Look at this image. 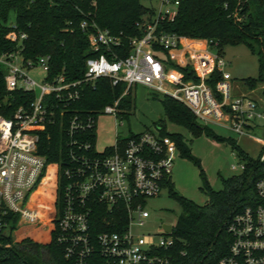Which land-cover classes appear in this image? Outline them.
<instances>
[{"label":"built area","instance_id":"obj_1","mask_svg":"<svg viewBox=\"0 0 264 264\" xmlns=\"http://www.w3.org/2000/svg\"><path fill=\"white\" fill-rule=\"evenodd\" d=\"M55 1L70 6L77 16L67 23L65 32H82L96 55L87 60L85 76L78 81H69L64 74L50 77L51 57L26 60L21 46L29 35L16 24L9 25L8 38L17 49L0 56V65L7 70V90L34 92L36 99L28 107H19L12 118L0 115V234L8 229L9 217L18 216L20 227L33 225L49 231L57 223V245L75 264H169L164 251L175 244L176 226L169 233L163 225L158 243L134 230L151 218L146 209L148 199L159 196L172 180L178 145L161 131L145 132L124 140L117 137L113 147L99 153L96 143L87 138L96 132L97 116L118 117L121 102L138 85L180 102L202 124L220 126L240 136L252 137L250 132L264 120V112L251 99L232 97L231 76L224 72L226 63L216 42H189L158 31L161 24L175 20L182 0H161L160 11L140 26L144 35L130 40V53L124 57L120 54L125 47L122 38L96 21L97 0H52V5ZM171 6L175 10H170ZM163 52L169 53L171 62L193 67L200 81L186 82ZM178 52L185 65L178 63ZM36 68L46 73L42 86L28 76L27 71ZM214 71L222 74L215 90L208 84ZM100 79L112 81L114 87L126 85L125 93L98 114L70 113ZM57 122L67 124L69 141L60 174L58 217L47 221L30 200L47 164L39 153L42 133ZM256 194L258 203L230 221V252L218 264H264V179L257 181Z\"/></svg>","mask_w":264,"mask_h":264},{"label":"trees","instance_id":"obj_2","mask_svg":"<svg viewBox=\"0 0 264 264\" xmlns=\"http://www.w3.org/2000/svg\"><path fill=\"white\" fill-rule=\"evenodd\" d=\"M51 2L0 0V56L17 49V45L8 38L9 25L16 24L29 35L21 46V55L26 60L36 61L39 57L50 56V77L64 74L69 81H78L85 76L87 60L96 54L92 52L86 35L80 31L69 34L64 30L67 23L77 17L74 9L62 2L55 1L54 5ZM155 15L156 10L144 6L142 0H97L95 10L98 25L122 38L125 47L120 54L123 57L130 53V40L144 35L140 26ZM158 31L181 38L214 41L221 55L227 46L245 45L258 55L261 69L258 80H247L245 83L250 88L264 84V0H182L175 20L161 24ZM163 54L173 68L184 74L186 82L200 81L193 67H181L171 62L168 52ZM6 74V68L0 65V115L12 118L19 107H28L36 99V93L23 90L9 92ZM221 80L222 74L214 71L208 84L215 90ZM111 82L108 79L96 81L85 91L82 100L70 108V113L83 111L98 114L112 105L123 96L126 85L114 87ZM131 92L126 97L131 96ZM163 106L170 121L194 136L210 133L208 127L180 102L165 96ZM67 127L66 123L60 122L49 126L42 133L39 146V153L46 157L47 164L30 201L47 221H54L60 208V174L66 164L65 145L69 141ZM161 134L175 141L183 156L192 158L181 135L168 134L164 127ZM87 138L96 142V132L87 134ZM230 143L243 162L245 171L239 176L224 179L223 189L219 192L208 186L207 204L198 205L178 196L174 192L175 185L167 181L166 186L184 209V215L173 233L175 244L164 251L169 264H218L230 252V221L247 207L258 203L256 183L264 179V162L244 156L235 140L231 139ZM7 222L8 229L0 234V264H75L65 258L63 249L57 245V223L45 231L33 225L18 226V216L9 217Z\"/></svg>","mask_w":264,"mask_h":264},{"label":"rangeland","instance_id":"obj_3","mask_svg":"<svg viewBox=\"0 0 264 264\" xmlns=\"http://www.w3.org/2000/svg\"><path fill=\"white\" fill-rule=\"evenodd\" d=\"M142 3L157 12L162 7L161 0H142ZM169 9L175 10V7L171 6ZM11 21H14L13 15ZM224 51V72L232 77V97L251 99L258 103L259 109L264 112V84L250 88L245 83L247 80L259 79L261 69L258 55L249 51L245 45L227 46ZM27 73L38 86L43 85L46 73L41 68L29 70ZM37 91H40L39 88ZM131 93V96L122 101L118 117L107 114L97 116L96 151L104 153L115 145L117 137L124 140L145 132L159 133L162 127L168 134L181 135L192 158H186L180 152L177 154L171 181L175 185L174 192L193 203L207 204L208 186L219 192L223 189L224 179L239 176L244 171L243 162L230 143L231 139L236 141L239 151L251 160L258 161L264 154V144L259 141L264 140V120L259 121L257 127L251 130L252 137L240 136L226 128L213 125H207L209 134L196 137L167 118L163 106L164 95L140 85L134 86ZM146 209L151 218L144 226L136 227L134 232L147 240L152 237L155 243H158L162 236L163 225L176 226L184 215L182 205L172 195L168 186L163 188L159 196L148 199Z\"/></svg>","mask_w":264,"mask_h":264},{"label":"crops","instance_id":"obj_4","mask_svg":"<svg viewBox=\"0 0 264 264\" xmlns=\"http://www.w3.org/2000/svg\"><path fill=\"white\" fill-rule=\"evenodd\" d=\"M193 41H195V40H189V42H193ZM175 55L177 56V59H178V63H183L184 62V58H183V55H182V53H175ZM231 79H232V77H231Z\"/></svg>","mask_w":264,"mask_h":264},{"label":"water","instance_id":"obj_5","mask_svg":"<svg viewBox=\"0 0 264 264\" xmlns=\"http://www.w3.org/2000/svg\"><path fill=\"white\" fill-rule=\"evenodd\" d=\"M164 229L167 231V232H172V230H173V227H172V225H165L164 226Z\"/></svg>","mask_w":264,"mask_h":264}]
</instances>
